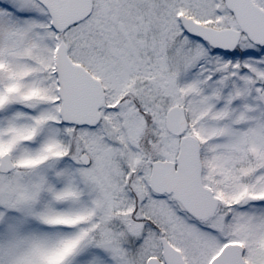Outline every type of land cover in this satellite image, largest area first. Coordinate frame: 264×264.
<instances>
[{"label":"snow or ice","instance_id":"1","mask_svg":"<svg viewBox=\"0 0 264 264\" xmlns=\"http://www.w3.org/2000/svg\"><path fill=\"white\" fill-rule=\"evenodd\" d=\"M0 264H264V0H0Z\"/></svg>","mask_w":264,"mask_h":264}]
</instances>
